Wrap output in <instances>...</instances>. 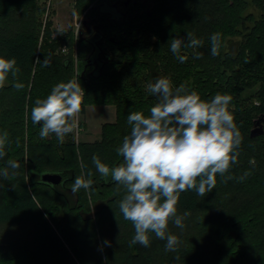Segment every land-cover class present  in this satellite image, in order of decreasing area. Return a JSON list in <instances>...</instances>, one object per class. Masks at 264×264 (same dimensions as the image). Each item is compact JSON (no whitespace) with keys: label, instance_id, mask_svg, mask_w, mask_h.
<instances>
[{"label":"trees","instance_id":"obj_1","mask_svg":"<svg viewBox=\"0 0 264 264\" xmlns=\"http://www.w3.org/2000/svg\"><path fill=\"white\" fill-rule=\"evenodd\" d=\"M108 1L116 0H74L76 15L97 18L94 42L71 29L52 36L37 0H0V57L15 58L20 69L0 88V134L9 133L0 170L9 160L18 164L8 178L0 176V224L23 231L0 235V264H264V134L250 137L254 120L264 117V0H129L119 21L97 13ZM189 32L203 44L182 47L188 54L181 63L168 42L187 43ZM215 32L222 34L217 56L211 55ZM93 49L107 59L88 72L91 65L83 68ZM158 76L174 87L183 83L203 100L230 95L229 110L243 137L238 162L227 174L233 179L225 182L217 174L204 197L180 194L177 214L189 215L179 229L183 234L191 223L197 238L174 252L165 251V241L154 234L150 247L130 246L135 230L118 207L125 190L110 178L106 182L92 163L93 155L110 167L122 161L116 149L130 134L127 115L150 114L158 99L146 86ZM75 78L85 90L82 111L115 105V122L104 124L100 140L91 144L42 139L31 119L35 100ZM16 82L24 87L15 89ZM82 169L92 171L93 186L73 194ZM44 172L61 174L64 183L41 182ZM245 172L250 174L241 181ZM168 230L174 234L170 224ZM100 235L109 245L101 244Z\"/></svg>","mask_w":264,"mask_h":264},{"label":"clouds","instance_id":"obj_2","mask_svg":"<svg viewBox=\"0 0 264 264\" xmlns=\"http://www.w3.org/2000/svg\"><path fill=\"white\" fill-rule=\"evenodd\" d=\"M221 36L215 32L210 37L213 56L219 55ZM186 39L187 43L180 38L168 42L171 52L181 63L187 59L180 54L182 47L195 49L203 44L190 32ZM201 57L202 53L197 52L195 58ZM49 64L48 60L44 61L45 67ZM19 71L15 58L0 57V88L5 86L9 76L16 78ZM13 87L20 90L24 85L16 82ZM146 87L158 102L150 108L148 116L141 111L127 115L130 134L123 137L116 149L122 161L110 167L93 155L92 163L106 182L110 178L125 190L118 207L123 219L131 222L135 230L130 246L150 247V234H154L165 241V251L174 252L180 240L168 230L169 222L171 220L183 230V221L189 215L188 212L177 214L180 194L194 191L204 197L215 188L217 174L225 182L233 179L227 174L238 162L243 137L229 110L230 95L217 93L210 100H203L183 83L174 87L169 78L160 76ZM84 95L79 79H71L53 86L46 98H37L31 109V119L33 124L40 125V137L55 134L63 142L67 134L78 131L77 116ZM8 137L7 131L0 134V159L7 154ZM9 168L16 169L18 164L7 161L0 176L8 178ZM249 174L245 172L239 179L242 181ZM92 175L90 169H82L74 179L72 193L81 189L89 191L94 183ZM104 244L109 245V242L105 240Z\"/></svg>","mask_w":264,"mask_h":264},{"label":"rangeland","instance_id":"obj_3","mask_svg":"<svg viewBox=\"0 0 264 264\" xmlns=\"http://www.w3.org/2000/svg\"><path fill=\"white\" fill-rule=\"evenodd\" d=\"M39 5L45 6V13L41 15V20L51 21L52 27L51 31L53 33L52 36L62 33L64 31H69L70 29L76 34L77 25L81 20L82 15H76L74 11V0H37ZM248 11L252 12L255 18L260 16V12L253 7L248 8ZM115 14V13H114ZM62 54H66L67 50L63 46L60 49ZM181 55L187 56L188 52L185 50H181ZM76 48L74 49L73 57L76 59ZM76 79V78H75ZM85 97V95H84ZM84 97L82 99V103L84 101ZM28 96L26 97V100ZM27 108V106L25 107ZM116 119V107L115 105H86L84 110L77 116L78 120V128L79 130L73 133L67 134L65 136L64 141L68 139H73L75 143H94L100 140L101 128L104 124L114 123ZM51 137H55V134H50L45 139H50ZM203 215H208V211H202ZM89 216H93V212L89 213ZM192 219V218H187ZM172 230L174 231V235H176L180 240V246H183L186 243L197 238L196 229L193 227V224L189 223L188 228L182 234L181 230L176 227L171 221L169 222ZM175 226V227H174ZM17 233L20 235L23 231L15 228H11L9 226H5L0 224V235ZM105 238V237H104ZM108 239L107 237L105 240ZM103 235H100L101 244L103 242ZM104 240V241H105Z\"/></svg>","mask_w":264,"mask_h":264},{"label":"flooded vegetation","instance_id":"obj_4","mask_svg":"<svg viewBox=\"0 0 264 264\" xmlns=\"http://www.w3.org/2000/svg\"><path fill=\"white\" fill-rule=\"evenodd\" d=\"M129 0L125 1V0H116L113 2H109L105 3V4H101L97 7V13H100L101 15L103 13H107L109 15H111L113 17L114 20H121V18L123 16L126 15V8L128 6ZM115 13V14H114ZM97 18H93V17H87V16H82L81 20L79 22V25H77V32H81L82 36H88L89 38L92 39V41L96 42V37L97 35L95 34L96 32V24ZM103 51L101 50L96 51L95 49H93L91 51V54L88 56V61L86 62L85 66L83 69L86 68L87 65H91L89 66V71L88 72H92L93 69H96L98 67V65L102 66L103 62L105 59H107L106 55L102 54ZM87 68V69H88ZM91 68V71H90Z\"/></svg>","mask_w":264,"mask_h":264},{"label":"water","instance_id":"obj_5","mask_svg":"<svg viewBox=\"0 0 264 264\" xmlns=\"http://www.w3.org/2000/svg\"><path fill=\"white\" fill-rule=\"evenodd\" d=\"M262 134H264V117H258L253 122V127L250 130V137L254 138ZM40 181L51 185H59L64 183L61 174L56 172L41 173Z\"/></svg>","mask_w":264,"mask_h":264},{"label":"built area","instance_id":"obj_6","mask_svg":"<svg viewBox=\"0 0 264 264\" xmlns=\"http://www.w3.org/2000/svg\"><path fill=\"white\" fill-rule=\"evenodd\" d=\"M77 132V131H76Z\"/></svg>","mask_w":264,"mask_h":264}]
</instances>
